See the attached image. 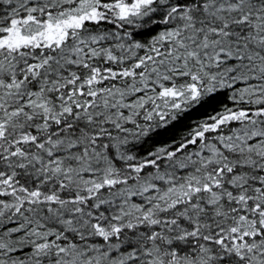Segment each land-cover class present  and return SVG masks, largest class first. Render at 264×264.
<instances>
[{
	"label": "snow or ice",
	"instance_id": "1",
	"mask_svg": "<svg viewBox=\"0 0 264 264\" xmlns=\"http://www.w3.org/2000/svg\"><path fill=\"white\" fill-rule=\"evenodd\" d=\"M0 264H264V0H0Z\"/></svg>",
	"mask_w": 264,
	"mask_h": 264
}]
</instances>
